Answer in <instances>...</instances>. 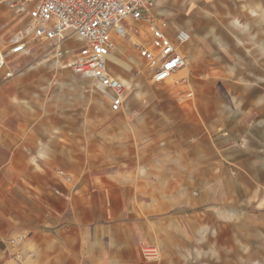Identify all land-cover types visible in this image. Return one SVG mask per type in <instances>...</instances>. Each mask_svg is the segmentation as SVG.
I'll return each instance as SVG.
<instances>
[{"label":"crops","instance_id":"crops-1","mask_svg":"<svg viewBox=\"0 0 264 264\" xmlns=\"http://www.w3.org/2000/svg\"><path fill=\"white\" fill-rule=\"evenodd\" d=\"M11 14L0 1V24ZM19 18L25 25L26 16ZM177 25L168 24L171 31L182 29ZM51 65L6 81L0 75V264H142L136 224L142 219L148 228L155 214L180 204L187 161L182 141L156 148L153 106L141 116L109 107L93 116L90 99L76 91L82 80ZM246 90L230 84V91ZM230 104V141L239 128L243 139L250 137L244 120L250 107L245 100ZM238 111L242 119L232 120ZM242 161L230 155V164ZM20 236L19 246L9 245Z\"/></svg>","mask_w":264,"mask_h":264},{"label":"rangeland","instance_id":"rangeland-1","mask_svg":"<svg viewBox=\"0 0 264 264\" xmlns=\"http://www.w3.org/2000/svg\"><path fill=\"white\" fill-rule=\"evenodd\" d=\"M4 5L12 14L0 24V51L25 27L20 15ZM154 17L171 27L180 23L190 35L182 49L185 68L165 83L150 81L134 46L148 45L147 24L117 43L113 62L121 65L108 66L130 88L127 109L117 114L141 116L153 106L156 148L178 138L187 157L180 204L155 214L148 228L142 219L136 224L141 263L264 264V0H165L156 4ZM29 46L31 54L14 59L11 67L20 73L32 66L50 71L52 61L39 63L44 48L35 42ZM81 80L76 91L90 99L91 114L108 111L103 95L89 80ZM234 83L249 90L230 91ZM233 99L250 107L244 120L251 133L243 139L239 128L230 141ZM242 116L238 111L232 120ZM230 155L243 161L230 164ZM141 244L155 248L159 258L146 262Z\"/></svg>","mask_w":264,"mask_h":264},{"label":"built area","instance_id":"built-area-1","mask_svg":"<svg viewBox=\"0 0 264 264\" xmlns=\"http://www.w3.org/2000/svg\"><path fill=\"white\" fill-rule=\"evenodd\" d=\"M17 15L26 16L24 31L15 35L0 51V75L9 80L20 72L11 67L14 59L31 54L30 42L44 48L43 62L52 61L61 69H69L81 79L89 80L103 95L112 113L127 109L130 88L108 69L113 62L117 43L125 41L141 24L149 25L147 46L134 44L138 58L149 70L152 83L172 79L186 66L182 49L190 43V35L182 29L171 31L165 21L152 17L158 0H0ZM58 176L69 183L62 171ZM57 193V192H56ZM25 237L9 241L13 248ZM145 260L159 258L153 247L141 246ZM4 253V252H3ZM19 260V256H14Z\"/></svg>","mask_w":264,"mask_h":264},{"label":"bare ground","instance_id":"bare-ground-1","mask_svg":"<svg viewBox=\"0 0 264 264\" xmlns=\"http://www.w3.org/2000/svg\"><path fill=\"white\" fill-rule=\"evenodd\" d=\"M117 78V77H116ZM121 81V80H120ZM123 84H125L124 82H122Z\"/></svg>","mask_w":264,"mask_h":264}]
</instances>
